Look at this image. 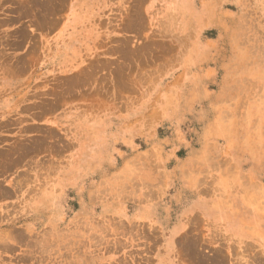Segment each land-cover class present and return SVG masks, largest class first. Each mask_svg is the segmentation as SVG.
Masks as SVG:
<instances>
[{
    "label": "rangeland",
    "instance_id": "374dc122",
    "mask_svg": "<svg viewBox=\"0 0 264 264\" xmlns=\"http://www.w3.org/2000/svg\"><path fill=\"white\" fill-rule=\"evenodd\" d=\"M0 264H264V0H0Z\"/></svg>",
    "mask_w": 264,
    "mask_h": 264
}]
</instances>
